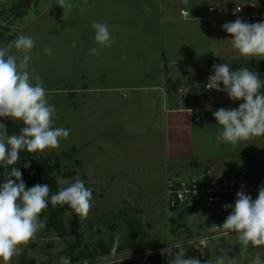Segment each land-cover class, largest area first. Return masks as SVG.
Masks as SVG:
<instances>
[{"label": "rangeland", "instance_id": "1", "mask_svg": "<svg viewBox=\"0 0 264 264\" xmlns=\"http://www.w3.org/2000/svg\"><path fill=\"white\" fill-rule=\"evenodd\" d=\"M16 1L0 3L8 9ZM66 2L72 8L64 15L59 0H34L25 17L12 21L10 39L5 36L11 22H1L2 40L7 43L0 48L20 35L34 39L29 70L41 77L48 102L55 107V127L70 133L58 148L39 152L38 158L60 157L64 169L74 172L72 179L60 181L83 180L92 189V206L83 219L73 210L66 213L68 236L63 239L47 232L40 218L45 227L10 264H61V257L83 264L73 263L71 255L63 253L78 241L77 253H94L100 242L130 246L119 254L85 260L88 264H145L149 255L160 253L168 243L181 244L185 258L200 259L202 252L201 264L214 262L222 249L226 259L235 258L233 244L238 239L232 236L213 241L205 251L206 243L223 235L216 226L229 215L224 204L234 203L228 200L216 211L188 210L181 218L183 211L168 208L167 182L247 171L264 185V136L235 146L219 142L222 126L196 124L195 114L189 112L210 113L242 103L223 92L205 91L213 65L227 63L236 70L243 62L263 57H242L232 48L222 25L237 18L218 19L217 27L208 19L218 18L224 5L246 8L253 2L258 18L240 19L262 22L264 0ZM211 6L217 9L212 15ZM182 9L190 15L183 16ZM93 21L108 25L111 47L101 48L95 42ZM46 47L52 49L51 55L45 54ZM92 48H98L99 55H92ZM9 54L22 55L14 47ZM180 86L188 87L185 97L176 92ZM6 120L10 119L1 118L2 123ZM200 240L205 246L198 245Z\"/></svg>", "mask_w": 264, "mask_h": 264}, {"label": "clouds", "instance_id": "2", "mask_svg": "<svg viewBox=\"0 0 264 264\" xmlns=\"http://www.w3.org/2000/svg\"><path fill=\"white\" fill-rule=\"evenodd\" d=\"M58 5L63 8L64 15L72 8L66 0H59ZM92 29L94 40L101 48L112 46L114 41L106 23L93 21ZM222 29L230 34L231 46L240 56L264 57V21L248 23L237 18L234 22L224 23ZM13 47L22 55L9 54ZM34 47L35 41L31 36L20 35L0 48V118L20 121L24 125L18 135L0 133V165L5 167L16 164L21 150L43 153L56 149L60 140L67 139L70 134L68 129L54 127L55 107L48 102L41 77L29 70ZM90 51L92 55H99L98 48ZM44 52L51 55L52 49L46 47ZM213 72L208 76L205 87L226 93L232 101H242L238 108L221 107L213 112L218 125L222 126L217 140L235 146L241 141L264 136V93L260 91L264 82L259 75L248 67L232 70L227 63L214 64ZM6 128V124L0 123V129ZM24 167H30V164L26 162ZM58 183L66 186L51 195L47 183L28 188L22 172L16 167H12L8 178L0 183L2 264H10L22 246L36 239L37 233L45 227L40 216L49 202L53 207L68 205L81 219L87 217L92 206V189L79 178ZM223 207L231 209V212L223 224L216 227L237 235L241 254L248 251L249 245L258 249L250 264H264V185L258 189L255 199L241 186L234 204L226 203ZM112 251L115 252V247ZM185 252L179 243H168L167 248L160 250L162 256L169 257L167 264H201L198 258H185ZM61 264H71L70 259L61 257ZM205 264H237V260L220 255L214 262L207 260Z\"/></svg>", "mask_w": 264, "mask_h": 264}, {"label": "trees", "instance_id": "3", "mask_svg": "<svg viewBox=\"0 0 264 264\" xmlns=\"http://www.w3.org/2000/svg\"><path fill=\"white\" fill-rule=\"evenodd\" d=\"M34 0H17L11 8L6 11H0V18L3 21L9 22L10 20L16 21L25 17L32 7ZM0 34V40L1 39ZM240 67H248L250 70H254L262 82H264V60L252 59L240 64ZM177 89V88H176ZM264 93V87L260 90ZM242 102V101H241ZM1 123V120H0ZM7 128L3 131L7 135L19 134L20 129L24 126L20 121H7ZM55 127V124H54ZM2 133V129H0ZM38 153H29L26 150L20 151V158L16 164L11 166L0 165V183H3L8 178V173L11 171L12 167L19 168L22 172V179L25 181L28 188L36 184L47 183L50 186V195L56 193L60 188V179H72L74 177V172L66 171L62 164V159L60 157L40 159L38 158ZM65 156V155H64ZM28 162L30 167L25 168V163ZM236 198H231L230 201L235 202ZM72 209L68 205H57L53 207L49 202V206L41 213L40 218L46 223V231L54 232L60 238H66L68 236V228L66 223V213ZM188 210H184L180 217L184 218L185 213ZM231 209H229V214ZM176 221H174L175 223ZM78 241L76 244L67 247L64 250V254H70L73 263H82L85 260H96L100 256H109L111 254H119L130 248V246L114 245L108 246L104 242H100L98 250L93 252L80 251L77 253V248L79 249ZM115 247V252L112 249ZM76 253V255H75ZM98 253V255H97ZM75 255V256H74ZM169 257L167 255L162 256L160 253L155 255H150L145 264H167Z\"/></svg>", "mask_w": 264, "mask_h": 264}, {"label": "built area", "instance_id": "4", "mask_svg": "<svg viewBox=\"0 0 264 264\" xmlns=\"http://www.w3.org/2000/svg\"><path fill=\"white\" fill-rule=\"evenodd\" d=\"M256 7V4L253 2H249L246 8L239 6L235 9H230L224 5L219 9L221 15L218 18L215 16L208 19L209 25L217 27L218 19L227 18H242L251 21L254 18H258L257 14H255ZM216 10L214 6H211L208 11L209 14L212 15L216 13ZM182 15L186 17L190 15V13L183 10ZM187 89V86H180L176 92L179 96L185 97L188 95ZM204 89L206 92H215L214 90H208L205 86ZM219 108L213 109L210 113L204 109L196 111L191 110V113L195 114L194 123L205 124L206 122H210L218 124L213 116V112ZM262 185L263 184L254 173L247 171H242L237 174H221L218 177H210L202 174L198 177L189 179L171 178L167 182V204L169 210L173 212L199 209L216 211L217 207L222 206L231 198H236V193L241 190V186H243V190L246 193L250 194L252 198L255 199L258 195V189ZM203 240L198 241V245L205 246ZM199 258L201 262L205 259L202 252L199 253Z\"/></svg>", "mask_w": 264, "mask_h": 264}, {"label": "crops", "instance_id": "5", "mask_svg": "<svg viewBox=\"0 0 264 264\" xmlns=\"http://www.w3.org/2000/svg\"><path fill=\"white\" fill-rule=\"evenodd\" d=\"M189 1V0H188ZM6 6V4H3V3H0V9H2V10H0V11H3V10H6V11H8L10 8H11V6L12 5H10V8L8 7V9H6L7 7H5ZM5 7V8H4ZM183 11V9L181 10V12ZM263 17V16H262ZM264 18V17H263ZM19 20H21V19H19ZM19 20H17V21H19ZM13 20H10L9 22H11L10 24V26H8V27H10V29L7 31V33L8 34H6V36H5V38H7V39H10L11 37H14V36H12V34H11V32L14 30V23L12 22ZM1 22L3 23L4 21L3 20H1V18H0V24H1ZM9 22H7V23H9ZM15 22V21H14ZM13 23V24H12ZM3 32H2V30H0V34H1V39H3V37H4V35L2 34ZM12 41V40H11ZM5 41H3V40H0V44L1 43H4ZM5 43H7V42H5ZM261 60H264V57L263 58H260ZM215 92L214 93H217V91L216 90H214ZM219 93V92H218ZM217 93V94H218ZM0 120H1V118H0ZM7 121H9V120H6V122ZM6 122H4V123H6ZM2 123V122H1ZM225 233V234H224ZM224 233H222L223 235H220L219 237H217V238H214L213 240H211V241H209L208 242V244L206 243V246H205V248H206V250L205 251H207L208 249H209V246L208 245H211V243L213 242V241H217V240H219V239H222V238H228V237H233V238H237V235L235 234V233H227V232H224ZM238 239V238H237ZM236 241V240H235ZM217 243V242H216ZM228 244H230V246H231V244H233V242H227ZM235 244H233V245H235V252H236V254H235V258H236V260H237V264H250V262H251V260H252V258H253V256H254V254H255V252L256 251H258V249H254L251 245H249V249H248V251L246 252V253H244V254H241V252H240V244H239V241H236V242H234ZM220 248L222 249L223 248V246H220ZM222 251H223V249L218 253L219 255H221V253H222ZM238 252V253H237ZM206 255V254H205ZM234 259V258H233Z\"/></svg>", "mask_w": 264, "mask_h": 264}]
</instances>
